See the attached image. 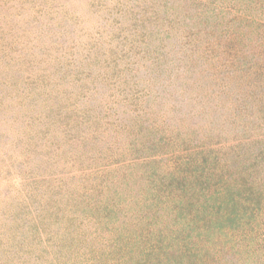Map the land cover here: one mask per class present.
Instances as JSON below:
<instances>
[{
  "label": "rangeland",
  "instance_id": "374dc122",
  "mask_svg": "<svg viewBox=\"0 0 264 264\" xmlns=\"http://www.w3.org/2000/svg\"><path fill=\"white\" fill-rule=\"evenodd\" d=\"M0 264H264V0H0Z\"/></svg>",
  "mask_w": 264,
  "mask_h": 264
}]
</instances>
